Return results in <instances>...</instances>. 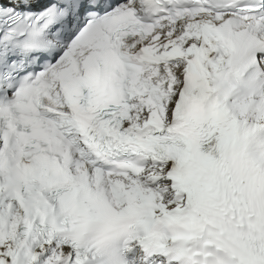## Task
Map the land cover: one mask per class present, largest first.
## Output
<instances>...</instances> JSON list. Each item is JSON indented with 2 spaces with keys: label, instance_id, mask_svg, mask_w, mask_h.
Masks as SVG:
<instances>
[{
  "label": "snow or ice",
  "instance_id": "obj_1",
  "mask_svg": "<svg viewBox=\"0 0 264 264\" xmlns=\"http://www.w3.org/2000/svg\"><path fill=\"white\" fill-rule=\"evenodd\" d=\"M0 264H264V0H0Z\"/></svg>",
  "mask_w": 264,
  "mask_h": 264
}]
</instances>
